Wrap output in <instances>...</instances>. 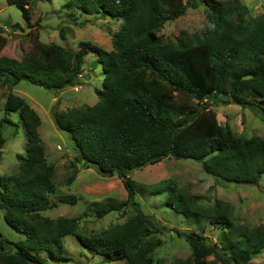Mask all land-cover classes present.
I'll return each instance as SVG.
<instances>
[{
	"label": "trees",
	"instance_id": "1",
	"mask_svg": "<svg viewBox=\"0 0 264 264\" xmlns=\"http://www.w3.org/2000/svg\"><path fill=\"white\" fill-rule=\"evenodd\" d=\"M6 1L20 7L28 22L38 0ZM200 3L206 10L201 29L182 30L174 40L162 38L159 30L166 21ZM62 7L120 19L111 34V49L81 40L70 50L34 34L20 58L0 53V83L10 87L25 79L48 89L81 84L84 56L93 52L94 63L102 68L101 86L94 89L97 100L54 108L53 119L73 139L75 161L104 176L116 174L126 189L124 199L90 201L89 209L96 216L128 206L134 212L88 235L77 230L79 214H42L59 203L73 204L78 196L51 198L55 166L44 154L39 115L10 88L0 119V158L5 141L1 126L13 123L7 116L11 111L19 114L25 149L16 154L17 169L0 177V208L5 222L23 238L14 241L0 233V264H55L67 259L62 240L66 234L75 235L105 261L159 264L151 251L162 242L160 227L140 209L136 195L141 184L131 177L133 169L171 155L201 161L203 170L218 181L254 183L264 173V137L233 133L210 108L213 102L234 101L264 119V11L251 16L242 0H65ZM19 25L8 24L14 30ZM59 36L65 38L63 29ZM6 41L0 32V51ZM75 175L73 170L67 181ZM146 186L153 187L151 193L163 192L165 205L196 220L206 218L220 231L210 241L195 230L175 228L188 242L190 256L171 264H248L264 249V224L244 226L238 238L229 236L237 228L229 203L203 204L173 182ZM210 254L213 258L207 259Z\"/></svg>",
	"mask_w": 264,
	"mask_h": 264
},
{
	"label": "rangeland",
	"instance_id": "2",
	"mask_svg": "<svg viewBox=\"0 0 264 264\" xmlns=\"http://www.w3.org/2000/svg\"><path fill=\"white\" fill-rule=\"evenodd\" d=\"M65 0H38L35 2L28 22L22 17L21 9L15 3L0 0V32L7 37L6 44L0 53L20 58L31 45V35L37 34L45 41H56L65 48L75 50L81 40H88L105 49H111V34L121 24L120 19L107 16L79 13L76 9L62 7ZM248 8L249 15L255 16L264 11V0H242ZM19 23L15 30L8 24ZM206 22V10L203 4L187 7L185 11L171 21H166L159 30L164 40H174L182 30L194 31L203 27ZM63 29L65 38L59 36ZM30 32V34H29ZM95 54L89 51L84 56L82 83L61 89H48L31 83L25 79L8 87L0 83V119L5 114L4 101L8 89L23 96L39 115L40 123L37 130L44 145L47 160L54 164L53 180L55 190L50 194L52 199H58L63 194H75V203H59L47 208L42 214L54 217L56 215L81 216L77 230L88 235L101 230L113 223L124 221L134 211L128 206L114 209L102 216H96L89 209L90 201L105 199L121 200L127 195L121 179L116 175L104 176L93 166L84 167L75 161L78 150L68 132L57 127L52 111L54 108L66 109L84 103L92 104L97 100L95 87L101 86L102 68L95 61ZM220 123L230 127L233 133L239 135H258L264 137V119L253 110L230 102H213L210 105ZM13 123H3L1 126L5 141L1 147L0 177L4 178L17 169V153L25 149V132L17 111L7 115ZM75 165L71 166V162ZM76 170L74 179L69 183L67 177ZM132 178L141 186L136 199L139 201L142 213L147 214L160 231L157 235L162 239L151 255L159 264H171L176 258H189L190 249L183 236H178L179 230H195L214 241L220 233L219 228L206 218L196 220L177 212L164 204L163 192L151 193L154 185L162 182H173L177 187L197 195L203 204H213L222 200L230 204L231 218L236 227L229 236L238 238L244 226L264 224V173L254 183L233 181H218L206 173L201 161L192 158H176L168 155L154 163L130 172ZM8 182V181H7ZM10 184V182H9ZM1 188V184H0ZM88 212V213H85ZM0 233L10 240H19L23 235L12 228L3 219L0 208ZM65 256L67 259L55 261V264H127L124 259L105 261L104 256L85 248L73 234L63 236ZM207 259L213 255H207ZM52 264V263H51ZM218 264H234L233 262H218ZM248 264H264V249L251 257Z\"/></svg>",
	"mask_w": 264,
	"mask_h": 264
}]
</instances>
